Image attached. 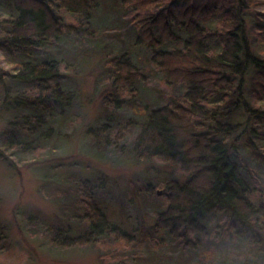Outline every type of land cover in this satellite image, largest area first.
Instances as JSON below:
<instances>
[{"label": "trees", "instance_id": "1", "mask_svg": "<svg viewBox=\"0 0 264 264\" xmlns=\"http://www.w3.org/2000/svg\"><path fill=\"white\" fill-rule=\"evenodd\" d=\"M101 1L0 0V55L11 64L0 65V77L20 85L4 101L11 116L2 156L61 151L75 120L62 119L80 93L64 55L98 44ZM108 10L131 37L103 58L96 84L108 93L86 140L100 150L127 143L136 159L169 164L172 173L146 180L134 212L137 198L115 192L108 174H70L54 196L42 188L60 205L54 222L26 220L37 234L45 229L52 249L93 247L103 264L168 244L216 264L219 242L230 254L239 246L245 264H264V0H115ZM138 50L156 75L136 64ZM143 88L157 96L143 99Z\"/></svg>", "mask_w": 264, "mask_h": 264}, {"label": "rangeland", "instance_id": "2", "mask_svg": "<svg viewBox=\"0 0 264 264\" xmlns=\"http://www.w3.org/2000/svg\"><path fill=\"white\" fill-rule=\"evenodd\" d=\"M114 1L100 2L97 19L99 24L106 26V30H102L100 26L97 27L99 39L93 50L75 58V53L68 49L64 55L73 67V71L69 73L70 85H73L78 93L80 92V98H76L70 109L71 112L62 119L75 120L73 129L68 128V139L58 143L62 147L61 151L60 149L39 151L27 158L15 150L12 152L14 157L2 156L4 152L0 149V226L5 229L4 245H7L5 249H0V264H103L98 250L93 247L52 249L49 238L44 236L45 229L37 234L38 229L33 225L35 222L32 224L26 220L25 217L34 215L45 220L42 223L49 224L54 222L56 214L61 213L58 202L46 197L42 192L43 186L47 190L46 194L54 196L56 190L67 189V186L71 184L67 179L70 174L91 176L101 171L117 181L118 186L115 192H130L137 198L130 209L134 212V207L141 205L142 199L147 196L139 190L146 180L151 178L162 180L172 173L173 167L169 164L158 160L136 159L131 149L127 148L130 146L127 143H124L125 146L119 145L124 147L123 149L109 146L100 150L90 146L86 140L88 128L103 115V96L108 93L103 94L109 86L97 87L96 84L98 77L102 76L103 58L109 54L111 45L120 44L124 39L130 40L131 37L127 27L117 22L108 10L109 3ZM115 27L120 30L118 33L115 32ZM135 56L136 64L142 66L146 73L156 75L144 51L138 50ZM0 61V65L4 68H11V64L2 60L1 55ZM158 81L159 79L155 83ZM19 86L9 77L0 79V134L8 127L11 116L8 105L4 102L6 95L14 94V90ZM154 91V89L143 88L142 98H151L155 94L157 96V92ZM142 98L140 96L138 99ZM46 178L53 180L45 181ZM110 212L112 219L119 218L120 213L113 209ZM168 245H166L168 250L166 246L165 249L164 247L146 249L147 253L142 257L138 250H134L131 253H135L136 257L127 256L122 264H209L198 262L197 252H185L172 244ZM216 246L223 257V261L217 260L216 264H245L242 259H239L238 252L241 251L239 246L236 250H232L231 254L228 244L219 242ZM260 259L264 263V251Z\"/></svg>", "mask_w": 264, "mask_h": 264}]
</instances>
